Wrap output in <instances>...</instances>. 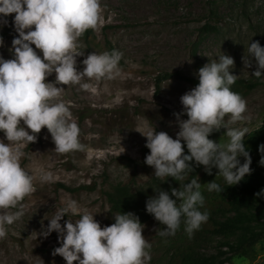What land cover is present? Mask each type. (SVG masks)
Segmentation results:
<instances>
[{
    "label": "rangeland",
    "instance_id": "rangeland-1",
    "mask_svg": "<svg viewBox=\"0 0 264 264\" xmlns=\"http://www.w3.org/2000/svg\"><path fill=\"white\" fill-rule=\"evenodd\" d=\"M101 5L99 26L87 30L77 41L83 55L77 57L76 66L82 71L88 54L115 49L122 53L120 75L101 81L85 78L81 83H89L88 90L79 84L57 85L62 87L59 100L70 107L80 128L84 150L56 153L46 127L36 134L35 142L23 147L20 164L33 175L35 190L21 202L23 216L6 226L7 235L0 239V264H66L62 256L52 254L60 246L57 232L46 238L39 233L69 199L78 202L81 213H94L101 227L114 223L107 192L116 186L143 187L155 177L154 168L145 163L147 137L140 131H165L175 139L179 131L176 114H181L179 119L188 118L180 97L195 87L183 77L199 79L198 70L218 62L219 56L234 59L230 71L236 79L257 83L241 95L248 119L230 127L249 131L253 124L262 122L264 76L252 75L257 65L247 49L254 41L264 47V0H101ZM14 15L9 14L7 25L0 28L4 39L0 55L5 59L13 58L11 42L18 35ZM165 72L171 75L157 88V77ZM46 81L55 82V73ZM215 131L225 134L226 129ZM0 142L9 143L3 132ZM41 170L50 171L54 181L41 182ZM205 173L201 165L197 180ZM19 209L20 205L9 211ZM79 218L65 214L61 224ZM141 224L142 235L151 243L150 264H164L167 254L182 245V229L174 236L161 237L164 225L154 217ZM216 242L215 237L206 238L196 249L213 253ZM263 263L264 238L226 264Z\"/></svg>",
    "mask_w": 264,
    "mask_h": 264
},
{
    "label": "clouds",
    "instance_id": "clouds-1",
    "mask_svg": "<svg viewBox=\"0 0 264 264\" xmlns=\"http://www.w3.org/2000/svg\"><path fill=\"white\" fill-rule=\"evenodd\" d=\"M15 14L13 27L17 36L11 42L13 58L0 55V132L9 143L0 142V239L7 235V225L23 216L21 202L34 192V177L20 164L23 147L37 140L46 127L55 144V152L68 154L83 151L80 128L72 118L70 107L59 100L62 87L77 85L84 90L89 83L82 80L101 81L120 75L119 62L122 53L113 49L101 54H88L82 61L85 67L77 69L78 39L89 29L100 24L101 0H0V28L7 25L9 14ZM35 46V49L33 48ZM4 39L0 36V47ZM40 50L41 55L37 54ZM248 54L255 58L256 78L264 76V47L258 41L249 43ZM245 63L249 60L245 58ZM234 59L229 55L218 57V62L205 64L198 70L199 83L180 97L187 119H179L176 138L167 132L140 131L146 139L150 153L145 163L154 168V176L164 181L172 177L181 181L193 171L190 163L204 166L208 174L218 169L227 186L236 185L253 171L252 160L244 144L247 128L230 127L248 119L246 101L231 90L237 75L230 69ZM55 73V82L46 77ZM227 116V119L225 117ZM229 138L226 144L210 139V134L221 128ZM31 130V131H29ZM186 143L187 153L182 146ZM259 163L264 165V144ZM244 157L241 163L239 157ZM41 182H53L50 171L41 170ZM224 189L214 180L208 182L207 191ZM264 196V189L255 194ZM175 197L176 199H173ZM179 201V202H178ZM205 198L201 183L192 179L182 188L160 190L158 195L146 201V211L164 225L161 237L174 236L183 218L184 230L189 238L208 220L207 211H201ZM20 209L10 212V209ZM71 214L80 218L73 223L63 216ZM39 233L47 237L53 231L58 234L59 247L52 254H59L66 264H150L151 243L142 235V224L133 213L114 214V223L101 227L94 213H81L78 202L69 199L48 219Z\"/></svg>",
    "mask_w": 264,
    "mask_h": 264
},
{
    "label": "trees",
    "instance_id": "trees-1",
    "mask_svg": "<svg viewBox=\"0 0 264 264\" xmlns=\"http://www.w3.org/2000/svg\"><path fill=\"white\" fill-rule=\"evenodd\" d=\"M170 75L167 72L159 75L156 82L157 88H159L160 82ZM183 79L195 86L199 83V79L193 77H183ZM256 85L255 81L236 79L235 83L231 85V90L241 96ZM260 120L262 122L253 124L244 137V144L251 156L250 167L253 171L238 184L230 186H227L215 167L212 169V174L205 173L199 178L201 192L205 198L204 205L200 210L207 211L208 220L189 238L184 230L182 218L180 226L182 232L179 235L182 245L167 254L168 259L164 260V264H226L234 255L247 251L249 247L264 238V196L255 195L264 189V165L259 163L262 156L259 146L264 144V115ZM209 138L221 144H226L229 140L227 135L220 131H213ZM182 146L187 153L186 144H182ZM144 150L147 154L150 153V149L147 147ZM239 159L241 163L244 162L243 156ZM190 163L193 166V171L188 172L181 181L172 177L164 178L166 180L161 181V178L154 177L145 186L135 189H130L128 186H116L106 194L110 210L114 214L133 213L141 223L148 221L153 218V215L146 211V201L149 198L158 195L160 190L168 191L171 195L172 188H182L184 183L192 179L197 180L196 175L201 165H197L194 161ZM213 180L221 185L224 189L222 192L207 191L208 182ZM209 237L216 238L215 252L202 253L198 251L196 249L198 242Z\"/></svg>",
    "mask_w": 264,
    "mask_h": 264
}]
</instances>
